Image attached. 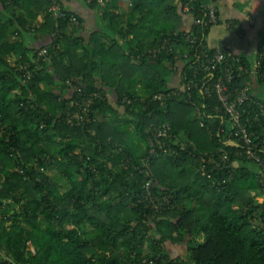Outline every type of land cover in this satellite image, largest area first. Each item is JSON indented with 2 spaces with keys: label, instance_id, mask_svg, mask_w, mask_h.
<instances>
[{
  "label": "trees",
  "instance_id": "16d2710c",
  "mask_svg": "<svg viewBox=\"0 0 264 264\" xmlns=\"http://www.w3.org/2000/svg\"><path fill=\"white\" fill-rule=\"evenodd\" d=\"M123 1H89L107 27L88 37L79 33L84 19L76 12L78 27L62 20L53 64L37 65L39 46L29 37L50 36L51 0H0V264H264L263 184L255 163L229 144L242 143L215 92L203 89L205 73L195 75L202 52H214L209 28L182 30L184 6L194 19L204 15L206 0H129L131 8L119 12ZM175 32L173 53L149 56ZM186 34L198 37L194 46ZM239 57L244 70L231 87L255 86L242 122L264 143V35L257 67ZM26 62L35 71L23 83L18 69ZM175 68L180 84L198 80L200 87L154 101V94L176 87L170 81ZM67 80L102 93L95 121L64 120L72 100ZM109 93L119 107L124 96L138 101L121 117ZM31 95L35 108L27 103ZM164 123L174 134L172 148L157 152L146 168L148 129ZM220 148L232 153L236 167L217 190L197 169L200 155ZM149 179L153 193L168 198L156 213L142 188ZM167 243L185 246V253H171Z\"/></svg>",
  "mask_w": 264,
  "mask_h": 264
},
{
  "label": "built area",
  "instance_id": "2783aa9c",
  "mask_svg": "<svg viewBox=\"0 0 264 264\" xmlns=\"http://www.w3.org/2000/svg\"><path fill=\"white\" fill-rule=\"evenodd\" d=\"M220 0H206L200 4V8L203 11V16H194V22L192 26H201L203 28H211L212 26L218 24L219 22V9L218 3ZM184 12H189V5H185L183 8ZM48 12L52 15L54 19V26L49 36L48 45L39 46L35 53V62L37 65L42 63H47L48 65L53 64V54L50 52H56L61 48V43L63 40V27L62 20H67L70 25L78 27L80 24L79 17L73 11L68 10L62 0H51V4L48 8ZM229 30L242 35L243 28L240 24L229 21L226 23ZM193 28L190 29V32ZM260 34L264 35V25L260 30ZM185 39L192 46H194L197 41V36H192L191 34H186ZM179 42V34L175 32L173 35L165 37L154 49L148 51L149 56L165 54L169 55L175 50V44ZM202 56L199 58V66L196 67L195 75L199 73V70L204 72L202 77L206 82L203 84V89L205 92L210 94L213 90L223 105L225 113L230 117V122L232 124V134L235 135L242 144L236 140H229L230 145L238 144L236 147H241L242 151L238 152V155L245 157L247 160L252 161L256 165L258 176L263 184L264 191V143L254 141V133L250 131L247 123L242 122V115L245 112L242 111V106L244 103L250 101L251 95L250 91L253 86L249 84L241 89L237 87H231L233 81L239 77L244 69L239 65L240 57L238 54L234 53L229 49L223 42L217 43L214 46V52L209 54L207 52H202ZM258 66L255 64V67ZM254 67V66H253ZM254 67V68H255ZM22 72L23 83L28 82L33 77V72L35 71L29 62L22 63L18 69ZM241 72V73H240ZM209 78V79H208ZM208 79V80H207ZM66 84L70 88L69 97L72 98L68 108L64 111V120L69 124H82L86 122L95 121L96 117L93 115V106L96 100L102 98V93L99 91L86 92L80 83H74L72 80H67ZM194 88L200 87V82L190 81L179 84L174 87L169 92L156 93L153 95L154 101H163L166 98L179 95L181 92L189 91ZM27 100L28 105L31 108L36 107L35 98L33 95ZM33 101V102H32ZM138 98L135 96H124L120 104V107L125 110V106L133 108ZM141 102L143 101L140 100ZM24 104V102H22ZM262 114L264 116V109L261 108ZM41 128L45 125L42 123ZM148 132L150 133V148L148 150V155L143 160V166L146 168L150 166L151 158L157 155L159 151L167 154L171 147V140L174 138L172 133V128L169 123H164L162 125L152 124ZM187 147L186 142L180 143V148L184 150ZM121 147H119L120 149ZM206 156H199L201 160L200 166H198V172L202 175L207 176L213 180V186L217 190L223 189L224 184L229 178L233 176V169L236 167V161L232 158V153L225 148L218 149L215 153L205 154ZM92 168V167H91ZM42 171H46L44 167L41 168ZM147 170V169H146ZM144 171V170H142ZM215 172L227 173V176L215 178ZM148 176H151L148 171H146ZM152 179L144 182L142 188L145 190V199L150 203V208L156 213L162 210L167 203V196L155 195L152 191ZM139 201H142L140 199ZM147 207V205H146ZM259 223L262 224L261 218Z\"/></svg>",
  "mask_w": 264,
  "mask_h": 264
},
{
  "label": "crops",
  "instance_id": "0c3cea01",
  "mask_svg": "<svg viewBox=\"0 0 264 264\" xmlns=\"http://www.w3.org/2000/svg\"><path fill=\"white\" fill-rule=\"evenodd\" d=\"M89 1L62 0L66 8L83 17V27L78 29H80L79 33L85 37H88L94 31L101 32L100 25L104 28L107 27V22L102 19L103 12L91 7ZM174 1L177 2L178 0ZM130 8L131 3L129 0H124L118 11H127ZM218 9L219 22L209 28L206 36L208 46L214 47L217 43L223 42L234 53L248 57L255 67V64H257L256 52L261 37L260 30L264 25V0H220ZM181 16L182 30L189 31L194 22L193 16L188 12L181 13ZM229 21L240 24L243 28V34L239 35L229 30L226 26ZM48 40L49 36H42L41 38L29 37L30 43L35 46L43 45ZM180 70V68H175V72L171 75V86L180 84ZM114 97V93L108 94L109 102L115 107ZM116 108L122 117L125 110L119 106Z\"/></svg>",
  "mask_w": 264,
  "mask_h": 264
},
{
  "label": "rangeland",
  "instance_id": "374dc122",
  "mask_svg": "<svg viewBox=\"0 0 264 264\" xmlns=\"http://www.w3.org/2000/svg\"><path fill=\"white\" fill-rule=\"evenodd\" d=\"M50 173H54V171H51ZM167 246H168V248H170L171 253H173V254L185 253V246H176L175 244H173V245L168 244Z\"/></svg>",
  "mask_w": 264,
  "mask_h": 264
},
{
  "label": "water",
  "instance_id": "95a60500",
  "mask_svg": "<svg viewBox=\"0 0 264 264\" xmlns=\"http://www.w3.org/2000/svg\"><path fill=\"white\" fill-rule=\"evenodd\" d=\"M235 145L237 146L238 144L235 143Z\"/></svg>",
  "mask_w": 264,
  "mask_h": 264
}]
</instances>
